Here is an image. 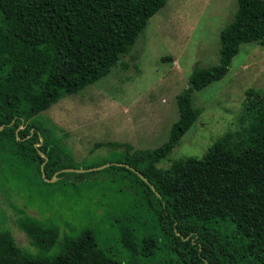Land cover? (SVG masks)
<instances>
[{
  "label": "trees",
  "instance_id": "16d2710c",
  "mask_svg": "<svg viewBox=\"0 0 264 264\" xmlns=\"http://www.w3.org/2000/svg\"><path fill=\"white\" fill-rule=\"evenodd\" d=\"M169 0H0V139H10L32 160H48L45 173L72 166L35 123L60 98L75 94L108 75L128 54L149 21ZM264 44V0H238L233 20L221 32L219 63L196 67L178 96L179 118L168 139L153 149L124 146L121 163L135 171L156 229L173 258L169 264H264V92L247 91V124L218 138L202 157L175 159L158 167L180 144L203 109L196 91L222 80L242 43ZM43 138L40 146L36 144ZM65 161H61L63 159ZM72 160V161H71ZM71 162V163H70ZM21 227L41 250L52 247L60 230L27 218ZM124 227L120 238L130 253L154 254L160 238ZM0 264H123L107 256L97 236L85 230L66 239L54 257L24 252L10 230L0 229Z\"/></svg>",
  "mask_w": 264,
  "mask_h": 264
},
{
  "label": "rangeland",
  "instance_id": "374dc122",
  "mask_svg": "<svg viewBox=\"0 0 264 264\" xmlns=\"http://www.w3.org/2000/svg\"><path fill=\"white\" fill-rule=\"evenodd\" d=\"M237 9L238 0H169L108 75L42 111L35 123L73 160L49 180L28 152L0 139V229L10 230L24 252L46 257L59 255L67 238L91 230L107 256L129 264L120 238L129 227L160 238L154 254L133 257L137 264H169L173 256L145 206L143 186L112 167L121 165L125 147L106 143H129L134 151L168 139L180 115L177 96L196 67L219 63L221 32ZM249 89L264 92L261 42L242 43L227 75L195 92L193 102L203 113L158 167L202 157L218 138L241 130L248 122ZM22 218L60 230V237L41 251L21 227Z\"/></svg>",
  "mask_w": 264,
  "mask_h": 264
},
{
  "label": "water",
  "instance_id": "95a60500",
  "mask_svg": "<svg viewBox=\"0 0 264 264\" xmlns=\"http://www.w3.org/2000/svg\"><path fill=\"white\" fill-rule=\"evenodd\" d=\"M0 128H3V126H1ZM42 142H43V138H41V141L39 143H37L36 145L37 146H40L42 145ZM40 154L45 157V161L42 163V171H43V175L46 177V179L49 180V178H47L46 176V173H45V164L48 160V157L46 156L45 152L41 151L40 150ZM121 165H126L128 166L129 168H131L133 171H135L138 175H140L151 187L152 189L160 196V193L157 191L156 187L150 182V180L145 177L138 169L134 168L133 166L129 165V164H124V163H120ZM87 170H93L92 168L91 169H76V168H66L64 169L63 171H76V172H85Z\"/></svg>",
  "mask_w": 264,
  "mask_h": 264
}]
</instances>
